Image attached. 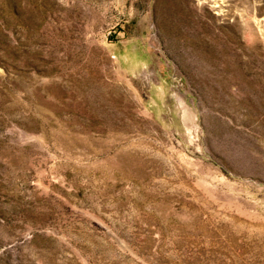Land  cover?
Masks as SVG:
<instances>
[{
	"label": "rangeland",
	"instance_id": "1",
	"mask_svg": "<svg viewBox=\"0 0 264 264\" xmlns=\"http://www.w3.org/2000/svg\"><path fill=\"white\" fill-rule=\"evenodd\" d=\"M0 264H264V0H0Z\"/></svg>",
	"mask_w": 264,
	"mask_h": 264
}]
</instances>
